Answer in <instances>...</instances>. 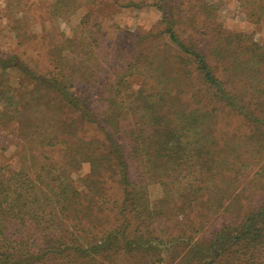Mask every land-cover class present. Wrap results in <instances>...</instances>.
<instances>
[{
	"label": "trees",
	"instance_id": "trees-1",
	"mask_svg": "<svg viewBox=\"0 0 264 264\" xmlns=\"http://www.w3.org/2000/svg\"><path fill=\"white\" fill-rule=\"evenodd\" d=\"M75 1L55 0L49 13L65 17ZM237 1L249 20L261 24L264 0ZM142 2L127 0L136 8ZM150 5L161 13L154 24L118 32L112 41L87 13L69 37L59 33L50 43L44 73L0 52V131L16 123L15 156L39 159L34 173L0 166V264L80 260L81 246L75 234L66 235L65 224L88 220L91 208L105 203L124 221L151 220L143 191L151 183L162 189L160 202L181 201L191 209L195 203L197 209L208 193L217 211L221 205L211 202L217 179L230 188L264 154V41L225 28L214 0ZM13 70L19 79L12 86ZM77 81L98 89L103 110L89 107ZM220 113L236 117L249 134L220 131ZM84 163L89 173L75 179ZM259 169L264 177V165ZM105 174L114 179L115 193ZM233 225L235 240L225 245ZM233 225L220 229L205 251L230 252L227 264H264V206H248ZM119 242L126 249V238Z\"/></svg>",
	"mask_w": 264,
	"mask_h": 264
},
{
	"label": "rangeland",
	"instance_id": "rangeland-1",
	"mask_svg": "<svg viewBox=\"0 0 264 264\" xmlns=\"http://www.w3.org/2000/svg\"><path fill=\"white\" fill-rule=\"evenodd\" d=\"M54 1L0 0V52L14 54L32 70L44 73L50 68V43L59 38V33L69 37L87 13L90 15L91 24L99 21L97 23L100 31H106L107 39L110 38L111 41L118 32H134L136 28L149 27L161 16L160 11L150 5L157 0H139L143 1V6L137 8L127 4V0H95L89 3L86 0H76L72 2L75 8L70 14L68 11L65 17H54L49 13ZM214 3L218 7V20L225 28L252 33L255 39L264 41V20L259 25L254 24L237 0H214ZM17 73L16 70L10 73L9 83L12 86L18 82ZM100 73L103 74L99 75ZM100 73L96 77L105 79L104 65ZM76 83L83 85L81 81ZM84 93L89 97L88 105L92 110H103L104 104L97 95L98 89L85 87ZM48 116H52L50 111L47 121ZM9 126L12 127L0 131V166L7 164L8 169L23 167L27 173H34L39 159L31 155L18 158L15 156L19 147L16 144V135L11 130L16 127V123ZM217 127L220 131L229 133L238 128V137L246 136L250 132L236 117H228L225 113L219 114ZM88 132L89 135L92 134L91 130ZM246 146L250 148V145ZM242 155L245 156V153ZM263 165L264 154L254 161L243 179L234 180L232 188H226L217 179L218 190L214 191L217 196L211 201L221 205L217 211L212 210L210 203H207L210 199L208 193L202 196L200 201L204 204L197 209L195 203L191 209L181 201L160 202L163 192L157 183L147 184L143 189L146 209L154 217L151 220L131 216L128 221H124L117 215L119 210L111 203L99 207L95 205L89 211L88 220L71 219L65 224L66 235L73 233L77 237L74 241L80 244L82 256L78 261L69 258L71 261L67 262L65 259L62 264H211L210 261L227 264L230 261V252L222 249L207 252L205 248L214 242L215 235L226 224L233 225L238 219L242 221L248 206H264V177L259 178V168ZM257 171L258 177L250 188L248 185ZM88 173L89 165L84 163L73 176L78 179ZM233 173L226 172L225 177L234 176ZM131 178L137 180V174L133 173ZM105 180L109 183L111 192L115 193L117 185L113 182L114 179L105 174ZM221 191L225 195H221ZM81 203L87 204L84 200ZM234 226L227 230L225 245L235 240ZM61 234L58 232L53 238L58 239ZM7 235L10 237V232ZM122 238H126V249L122 248L120 242L117 243ZM54 261L58 259H53Z\"/></svg>",
	"mask_w": 264,
	"mask_h": 264
}]
</instances>
